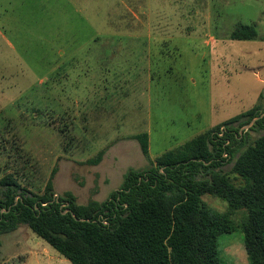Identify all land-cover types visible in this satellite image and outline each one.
Masks as SVG:
<instances>
[{
	"label": "rangeland",
	"instance_id": "obj_1",
	"mask_svg": "<svg viewBox=\"0 0 264 264\" xmlns=\"http://www.w3.org/2000/svg\"><path fill=\"white\" fill-rule=\"evenodd\" d=\"M238 24L264 37V0H0V178L40 194L55 168V195L101 202L147 166L130 136L153 160L262 104L264 40H231ZM243 216L218 238L223 264H248ZM0 264L70 262L22 226Z\"/></svg>",
	"mask_w": 264,
	"mask_h": 264
},
{
	"label": "trees",
	"instance_id": "obj_2",
	"mask_svg": "<svg viewBox=\"0 0 264 264\" xmlns=\"http://www.w3.org/2000/svg\"><path fill=\"white\" fill-rule=\"evenodd\" d=\"M230 39L264 37L238 24ZM252 131L260 134L250 140ZM129 139L138 143L147 166L128 169L119 189L101 202L79 205L69 192L56 198L55 168L40 194L12 174L2 176L0 236L27 227L70 264H223L218 238L236 230L232 216L244 211L240 228L248 264H264V102L153 160L147 133ZM102 155L86 163L97 165ZM205 195L226 202L227 210L210 209ZM66 207L70 213L63 214Z\"/></svg>",
	"mask_w": 264,
	"mask_h": 264
},
{
	"label": "water",
	"instance_id": "obj_3",
	"mask_svg": "<svg viewBox=\"0 0 264 264\" xmlns=\"http://www.w3.org/2000/svg\"><path fill=\"white\" fill-rule=\"evenodd\" d=\"M262 116V115H261ZM260 116V117H261ZM258 118H254L247 126H245V128H246V130L248 129V128H250L253 124H254V122L257 120ZM55 197L57 198L58 196L57 195H55ZM65 206H67V204H65ZM65 213H70V209H68L67 207L65 208V210L63 211V214H65Z\"/></svg>",
	"mask_w": 264,
	"mask_h": 264
}]
</instances>
